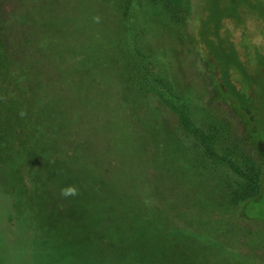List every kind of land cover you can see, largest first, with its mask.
I'll use <instances>...</instances> for the list:
<instances>
[{
    "label": "rangeland",
    "instance_id": "1",
    "mask_svg": "<svg viewBox=\"0 0 264 264\" xmlns=\"http://www.w3.org/2000/svg\"><path fill=\"white\" fill-rule=\"evenodd\" d=\"M65 1L72 10L57 7L55 14L41 12L44 0H0L3 39L10 45L9 37L18 38L11 44L24 59L26 84L37 74L46 85L25 91L14 77L0 80V264H264V224L242 216L238 206L258 167L249 149L219 135L216 148L197 153L198 138L181 127L161 89L130 69L117 72L129 75L124 84L115 77L99 35L112 23L107 5L53 0L49 6ZM35 4L40 14L28 12ZM254 5L262 17L248 23L253 33L246 41L264 47V2ZM208 8L200 9V23ZM91 11H98L100 28L89 20ZM158 22L149 21L146 51L168 50L174 37L183 43L184 30L168 16ZM185 52L183 69L171 54L155 69L177 95L201 85L200 62ZM77 76L85 80L78 84ZM219 107L212 104L213 114ZM164 126L180 148L173 150ZM68 186L77 195L63 196ZM142 197L149 205L139 203Z\"/></svg>",
    "mask_w": 264,
    "mask_h": 264
},
{
    "label": "trees",
    "instance_id": "2",
    "mask_svg": "<svg viewBox=\"0 0 264 264\" xmlns=\"http://www.w3.org/2000/svg\"><path fill=\"white\" fill-rule=\"evenodd\" d=\"M36 1L37 3L43 2V0ZM44 2L47 6H40L41 12L51 10L56 14L57 9L55 8L57 7H62L63 11L72 10L70 6H65L68 1H65L63 6H49L54 4L53 0H44ZM262 2L264 0H96L99 5L105 3L107 12L112 16V23L108 22V26L102 28L103 33L100 31L99 35L105 41L107 40L106 50L112 55V64L116 68L114 75L119 77L120 85L124 84L122 77L126 76L129 79V75L125 72L120 77L117 72L121 69L125 71L130 69L131 73L136 75V79L142 81L148 79L152 87L161 89L162 91L159 90L158 94L177 113L181 127L189 130L193 136L198 138L197 153L202 147L207 152L216 148L219 135L221 138L228 137L234 143H239L245 149H249L248 152L257 160L258 167L255 168L256 171L253 174L252 191L240 200L238 206H240L239 211L242 216L259 220L264 224V123L258 125L259 118H263L264 121V47L258 46L252 37L251 42L246 41L250 39L247 34L252 36L253 33V28L250 29L248 23L253 22V19L258 21L262 17L259 14L261 6L254 4ZM204 6H209V8L207 15H203L206 20L200 23V9ZM28 8H31V11H28ZM28 8L26 10L29 13L40 14L37 4ZM96 8L98 10V6ZM4 9H8V6L5 5ZM97 13L98 11H91L88 15L93 17L89 20L93 21L94 27L98 25L100 28L101 20L98 19ZM161 16H168L170 23L184 30L183 36L181 34L183 43L176 39L179 37H174L172 45L176 46L168 50L159 47L156 52H148L144 47L147 45L145 43H148L146 31L148 26L150 28L149 21L158 26ZM54 19L56 22L57 18L54 17ZM6 25L4 21L0 25V61L2 60L0 74L4 72L2 76L5 77H0V80L7 81L14 77L15 87L19 90L36 91L35 86L37 85L44 89L46 86L42 83L44 78H38L37 74L29 78L26 84L25 80L29 75L25 74L27 69L24 59L16 56L11 44L18 38L12 36L10 41L9 37L7 42L10 45L4 42ZM46 36L51 37L49 34ZM184 51L190 62L193 61L194 64H197V61L200 62L199 81L201 85L199 84L198 88L200 93L194 90L187 95L185 93L177 95L158 78L161 67L166 65L163 61H168V54L178 61V68L183 69ZM158 66L161 67L158 68ZM83 80L85 79L80 76L75 79L78 84ZM7 94L11 93L7 92ZM136 99L143 101L145 98L138 91ZM26 101L27 99L24 98V102ZM174 101L179 104L176 105ZM32 104H34L33 101ZM212 104L220 105L218 111L215 110L216 115L213 114ZM12 105L15 109L22 107V105L15 106L11 102L10 106ZM6 108H8L7 105ZM147 108L150 107L147 105ZM7 113L8 110H5L6 118L9 117ZM218 114L223 117H219ZM136 116L135 119H141L139 111ZM115 126L126 128L124 123L120 122H117ZM164 130L169 133L173 150L180 148L181 145L174 131L167 128ZM141 143H143L142 140ZM171 152L176 156L180 155L177 150ZM145 160L150 161L147 154H145ZM193 160V166L199 164L197 158ZM144 198H140L139 203L149 205V201ZM148 219L155 224L154 216H149Z\"/></svg>",
    "mask_w": 264,
    "mask_h": 264
},
{
    "label": "clouds",
    "instance_id": "3",
    "mask_svg": "<svg viewBox=\"0 0 264 264\" xmlns=\"http://www.w3.org/2000/svg\"><path fill=\"white\" fill-rule=\"evenodd\" d=\"M77 189L75 186H68L66 188L61 189V194L63 196H75L77 195Z\"/></svg>",
    "mask_w": 264,
    "mask_h": 264
}]
</instances>
